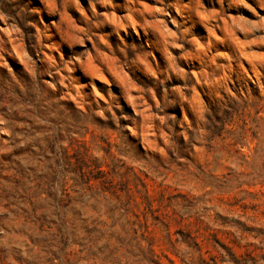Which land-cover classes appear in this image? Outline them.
<instances>
[{
	"label": "rangeland",
	"instance_id": "rangeland-1",
	"mask_svg": "<svg viewBox=\"0 0 264 264\" xmlns=\"http://www.w3.org/2000/svg\"><path fill=\"white\" fill-rule=\"evenodd\" d=\"M0 264H264V0H0Z\"/></svg>",
	"mask_w": 264,
	"mask_h": 264
},
{
	"label": "clouds",
	"instance_id": "clouds-1",
	"mask_svg": "<svg viewBox=\"0 0 264 264\" xmlns=\"http://www.w3.org/2000/svg\"><path fill=\"white\" fill-rule=\"evenodd\" d=\"M90 58H91V57L89 56V60H90ZM64 67H65L66 70L71 71V68H69L67 64H65ZM78 94H79V93H78ZM96 95L99 97L100 102L108 103V101L105 99V97L102 96V95H100V93L97 92ZM108 111H109L110 113H112V116H113V117H115V113L112 112L111 107L108 108ZM97 115L100 116L101 118H103L105 114H104V111L101 110L100 112L97 113ZM140 151H143V149L141 148Z\"/></svg>",
	"mask_w": 264,
	"mask_h": 264
}]
</instances>
